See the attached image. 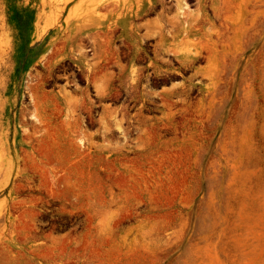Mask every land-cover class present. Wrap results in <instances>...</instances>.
Masks as SVG:
<instances>
[{"label": "rangeland", "instance_id": "374dc122", "mask_svg": "<svg viewBox=\"0 0 264 264\" xmlns=\"http://www.w3.org/2000/svg\"><path fill=\"white\" fill-rule=\"evenodd\" d=\"M143 8L193 68L132 141L26 105L33 61ZM0 264H264V0H0Z\"/></svg>", "mask_w": 264, "mask_h": 264}, {"label": "flooded vegetation", "instance_id": "af4514ba", "mask_svg": "<svg viewBox=\"0 0 264 264\" xmlns=\"http://www.w3.org/2000/svg\"><path fill=\"white\" fill-rule=\"evenodd\" d=\"M155 6L160 12L161 4ZM147 14L146 8L136 14L113 13L109 25L103 24L93 36L61 46L62 59L33 61L31 80L24 82L35 92L25 96L26 105L36 107L39 92L50 93L53 101L47 105L62 114L70 100L73 114L80 117V129L92 134L94 141L116 139L122 133L132 141L134 117L148 118L150 110L161 105L151 102V91H160L161 83L168 80H187L193 68H183L175 58L165 56L161 29L150 34L152 18ZM113 117L124 118L123 129L112 124Z\"/></svg>", "mask_w": 264, "mask_h": 264}]
</instances>
